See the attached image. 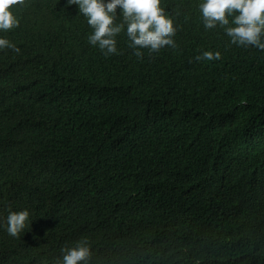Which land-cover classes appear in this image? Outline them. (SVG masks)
<instances>
[{
  "label": "trees",
  "instance_id": "1",
  "mask_svg": "<svg viewBox=\"0 0 264 264\" xmlns=\"http://www.w3.org/2000/svg\"><path fill=\"white\" fill-rule=\"evenodd\" d=\"M200 3L161 0L176 47L142 59L123 31L115 55L91 46L68 0L11 9L20 26L0 37L22 49L0 50V264H62L81 240L88 264H264V51L205 30ZM24 209L12 237L7 215Z\"/></svg>",
  "mask_w": 264,
  "mask_h": 264
},
{
  "label": "clouds",
  "instance_id": "2",
  "mask_svg": "<svg viewBox=\"0 0 264 264\" xmlns=\"http://www.w3.org/2000/svg\"><path fill=\"white\" fill-rule=\"evenodd\" d=\"M24 4L25 0H0V31L20 26L11 9ZM68 4L77 5L79 14L87 18L92 29L88 43L98 47L106 57L118 53L116 37L122 31L137 59L143 58L144 50L151 55L165 47H176L174 37L178 29L174 19L161 7V0H68ZM199 10L205 30L220 28L230 44L264 51V0H202ZM121 13L122 20L117 23ZM3 49L17 54L21 51L8 39L0 37V50ZM195 59L216 61L221 59V53L203 51ZM6 220L7 232L12 237H19L31 222L27 209L9 211ZM61 252L62 264H88L92 255L86 240Z\"/></svg>",
  "mask_w": 264,
  "mask_h": 264
},
{
  "label": "bare ground",
  "instance_id": "3",
  "mask_svg": "<svg viewBox=\"0 0 264 264\" xmlns=\"http://www.w3.org/2000/svg\"><path fill=\"white\" fill-rule=\"evenodd\" d=\"M44 1H46V0H44ZM36 2H37V1H36ZM171 2H172V1H171ZM27 4H29V3H27ZM24 5H25V4H24ZM31 5H32V4H31ZM38 6H39V5H38ZM44 6H45V5H44ZM47 6H48V5H47ZM47 6H46V8H47ZM23 7H24V6H23ZM28 7H29V6H28ZM28 7H27V8H28ZM30 7H31V6H30ZM25 8H26V5H25ZM25 8H24V9H25ZM30 9H31V8H30ZM30 9H28V10H30ZM34 9H35V8H34ZM37 9H38V8H37ZM43 9H44V8H43ZM52 9H53V8H52ZM22 10H23V9H22ZM38 10H40V9H38ZM25 11H26V10H25ZM51 11H52V10H51ZM22 12H24V10H23ZM27 12H28V11H27ZM29 12H30V11H29ZM34 12H35V11H34ZM41 12H42V11H41ZM30 13H31V12H30ZM42 13H44V11H43ZM42 13H41V14H42ZM53 13H54V12H53ZM32 14H33V13H32ZM54 14H55V13H54ZM24 15H26V14H24ZM34 15H35V13H34ZM34 15H33V16H34ZM45 15H46V14H45ZM48 15H50V14H48ZM48 15H46V16L48 17ZM26 16H27V15H26ZM29 16H32V15H29ZM36 16H38V14H37ZM42 16H43V15H42ZM38 17H41V15L38 16ZM22 18H23V17H22ZM26 18H27V17H26ZM26 18H25V19H26ZM33 18H35V17H33ZM43 18H44V17H43ZM48 18H49V17H48ZM54 18H55V17H54ZM23 19H24V18H23ZM25 19H24V20H25ZM36 19H37V18H36ZM45 19H46V18H45ZM21 20H22V19H21ZM27 20H28V19H27ZM30 20H31V19H30ZM38 20H39V19H38ZM43 20H44V19H43ZM48 20H49V19H48ZM50 20H51V19H50ZM22 21H23V20H22ZM35 21H36V20H35ZM52 21L54 22V19H53ZM52 21H51V22H52ZM55 21H56V20H55ZM20 22H21V21H20ZM28 22H29V21H28ZM30 22H31V21H30ZM30 22H29V23H30ZM33 22H34V21H32V23H33ZM51 22H50V23H51ZM24 23H25V22H24ZM24 23H23V24H24ZM29 23H28V24H29ZM34 24H35V23H34ZM36 24H37V23H36ZM41 24H42V23H41ZM55 24H56V23H55ZM30 26H32V24H31ZM34 26H35V25H34ZM22 27H23V26H22ZM24 27H25V26H24ZM44 27H45V25H44ZM46 27H47V26H46ZM48 27H49V26H48ZM25 28H26V27H25ZM25 28H24V29H25ZM33 28H35V27H33ZM29 29H30V28H29ZM29 29H28V30H29ZM38 29H39V28H38ZM42 29H43V28H42ZM47 29H48V28H47ZM55 29H57V28H55ZM16 30H17V28H16ZM20 30H22V29H20ZM31 30H32V29H31ZM10 31H11V30H10ZM33 31H34V29H33ZM8 32H9V31H8ZM18 32H19V31H18ZM28 32H29V31H28ZM48 32H49V31H48ZM54 32H55V31H54ZM4 33H6V32H4ZM39 33H40V32H39ZM9 34H10V33H9ZM12 34H13V33H12ZM30 34H31V33H30ZM36 34H38V32H37ZM44 34H45V33H44ZM5 35H6V34H5ZM7 35H8V34H7ZM14 35H15V34H14ZM34 35H35V34H34ZM40 35H41V34H40ZM53 35H54V34H53ZM16 36H18V34H17ZM43 36H44V35H43ZM48 36H49V35H48ZM51 36H52V35H51ZM19 37H22V34H21V36H19ZM23 37H24V36H23ZM25 37H26V36H25ZM31 37H32V36H31ZM31 37H30V38H31ZM39 37H41V36H39ZM39 37H38V38H39ZM44 37H46V36H44ZM26 38H27V37H26ZM51 38H52V37H51ZM40 39H41V38H40ZM27 40H28V39H27ZM29 40H30V39H29ZM32 40H34V39H32ZM32 40H31L30 42H32ZM37 40H38V39H37ZM42 40H43V39H42ZM44 40H46V38H45ZM34 41H35V40H34ZM30 42H29V43H30ZM41 42H42V41H41ZM41 42H40V43H41ZM35 43H37V42H35ZM40 43H39V44H40ZM47 43H48V42H47ZM27 44H28V43H27ZM36 45H37V44H36ZM25 46H26V45H25ZM38 46H39V45H38ZM41 46H42V44H41ZM23 47H24V46H23ZM25 48H26V47H25ZM39 48H40V47H39ZM21 49H22V48H21ZM7 50H9V49H7ZM25 50H26V49H25ZM25 50H24V51H25ZM37 50H38V48H37ZM40 50H41V49H40ZM43 50H44V49H43ZM2 51H3V50H2ZM4 52H5V51H4ZM28 52H29V51H28ZM11 53H13V52H11ZM22 53H23V52H22ZM25 53H26V52H25ZM13 54H14V53H13ZM32 54H34V52H32ZM36 54H37V53H36ZM2 55H3V54H2ZM9 55H10V54H9ZM21 55H22V54H21ZM41 55H42V54H41ZM49 55H50V54H49ZM11 56H12V55H11ZM14 56H15V55H14ZM22 56H23V55H22ZM22 56H21V57H22ZM26 56H27V55H26ZM29 56H32V55L29 54ZM34 56H35V54H34ZM34 56H33L32 58H35ZM7 57H8V56H7ZM7 57H6V58H7ZM42 57H43V56H42ZM48 57H49V56H48ZM4 58H5V57H4ZM29 58H30V57H29ZM36 58H38V57H36ZM36 58H35V59H36ZM43 58H44V57H43ZM43 58H41V59H43ZM50 58H51V57H50ZM9 59H10V58H9ZM16 59H18V58H16ZM16 59H15V60H16ZM22 59H23V58H22ZM30 59H31V58H30ZM35 59L33 60L34 62L36 61ZM39 59H40V58H39ZM39 59H38V60H39ZM18 60H19V59H18ZM28 60H29V59H28ZM43 60H44V59H43ZM45 60H46V58H45ZM47 60H48V59H47ZM53 60H55V59L53 58ZM22 61H23V60H22ZM22 61H21V62H22ZM84 61H85V60H84ZM86 61H87V60H86ZM86 61H85V62H86ZM89 61H90V60H89ZM10 62H11V61H10ZM0 63H1V60H0ZM3 63H4V61H3ZM13 63H14V62H13ZM28 63H29V62H28ZM35 63H36V62H35ZM49 63H50V62H49ZM59 63H60V62H59ZM59 63H58V64H59ZM87 63H88V62H87ZM5 64H6V61H5ZM14 64H15V63H14ZM16 64L19 65V63H16ZM21 64H22V63H21ZM23 64H24V62H23ZM25 64H26V63H25ZM33 64H34V63H33ZM33 64H32V67H33ZM46 64H47V63H46ZM92 64H93V63H92ZM0 65H1V64H0ZM44 65H45V64H44ZM52 65H53V62H52ZM88 65H89V64H88ZM15 66H16V65H15ZM23 66H24V65H23ZM27 66H28V65H27ZM55 66H56V65H55ZM57 66H58V65H57ZM59 66H60V64H59ZM59 66H58V67H59ZM61 66H62V65H61ZM0 67H1V66H0ZM5 67H6V66H5ZM5 67H3V68H5ZM18 67H19V66H18ZM18 67H17V68H18ZM20 67H21V65H20ZM25 67H26V66H25ZM25 67H24V68H25ZM28 67H29V66H28ZM64 67H66V66H64ZM30 68H31V67H30ZM51 68H52V67H50V69H51ZM62 68H63V67H62ZM67 68H68V67H67ZM87 68H89V67H87ZM9 69H10V68H9ZM19 69H20V68H19ZM84 69H86V68H84ZM20 70H21V69H20ZM25 70H27V69L25 68ZM28 70H29V69H28ZM60 70H62V69H60ZM82 70H83V69H82ZM88 70H89V69H88ZM2 71H3V70H2ZM29 71H30V70H29ZM46 71H47V69H46ZM85 71H86V70H85ZM4 72H5V71H4ZM4 72H3V73H4ZM6 72H8V71H6ZM15 72H16V70H15ZM15 72H13V73H15ZM54 72H55V71H54ZM75 72H76V71H75ZM1 73H2V72H1ZM3 73H2V74H3ZM58 73H59V72H58ZM70 73H71V72H70ZM91 73H92V72H91ZM5 74H7V73H5ZM46 74H47V72H46ZM54 74H55V73H54ZM0 75H1V74H0ZM62 75H64V73H63ZM52 76H53V75H52ZM58 76H59V75H58ZM3 77H4V76H3ZM5 77H6V76H5ZM49 77H50V75H49ZM6 78H7V77H6ZM51 78H52V77H51ZM57 78H58V77H57ZM57 78H56V79H57ZM62 78H63V77H62ZM64 78H67V77H64ZM56 79H55V80H56ZM69 79H70V78H69ZM224 79H225V78H224ZM49 80H50V78H49ZM49 80H46V81H49ZM52 80H53V78H52ZM57 80L60 81L61 79H60V80L57 79ZM57 80H56V82H57ZM62 80H64V79H62ZM67 80H68V79H67ZM1 81H2V80H1ZM68 81H69V80H68ZM71 81H72V80H71ZM56 82H55V83H56ZM65 82H66V81H65ZM42 84H43V83H42ZM48 84H49V83H48ZM51 84H52V82L50 83V85H51ZM53 85H54V84H53ZM60 85H61V83H60ZM63 85H65V84L63 83ZM67 85H68V83H67ZM70 85H72V84H70ZM44 86H46V85H44ZM53 87H54V86H53ZM58 87H59V86H58ZM70 87H72V86H70ZM46 88H47V87H46ZM55 88H56V87H55ZM59 88H60V87H59ZM66 88H67V87H66ZM69 89H70V88H69ZM54 107H55V106H54ZM60 107H61V106H60ZM62 108H64V107H62ZM56 110H57V109H56ZM61 110H62V109H61ZM63 111H64V110H63ZM45 115H46V114H45ZM47 117H48V116H47ZM44 122H45V121H44ZM143 125H144V123H143ZM1 146H2V145H1ZM3 147H4V146H3ZM5 147H6V146H5ZM159 148H161V147H159ZM164 148H165V147H164ZM164 148H163V149H164ZM0 149H1V148H0ZM1 150H2V149H1ZM159 152H160V151H159ZM174 152H175V151H174ZM177 152H178V151H177ZM160 153H163V151H161ZM172 154H173V153H172ZM172 154H171V156H172ZM174 155H175V154H174ZM164 156H165V155H164ZM167 156H168V155H167ZM167 156H166V157H167ZM3 157H5V156H3ZM10 157H11V156H10ZM169 157H170V155H169ZM126 163H127V162H126ZM121 165H122V164H121ZM125 165H126V164H125ZM129 165H130V164H129ZM123 168H124V167H123ZM129 169H130V168H129ZM130 170H131V169H130ZM259 203H260V202H259ZM262 204H263V203H262ZM262 204H259V205H262ZM44 235H45V234H44ZM42 236H43V235H42ZM36 237H37V236H36ZM43 237H45V236H43ZM40 238H41V236H40ZM48 238H49V237H48ZM36 239H38V238H36ZM43 239H44V238H43ZM46 239H47V238H46ZM47 240H49V239H47ZM47 240H46V242H47ZM50 240H51V239H50ZM50 240H49V241H50ZM32 241H33V240H32ZM43 241H44V240H43ZM49 241H48V242H49ZM34 242H35V241H34ZM34 242H33V243H34ZM36 242H39V241H36ZM39 243H40V242H39ZM53 243H54V241H53ZM34 244H35V243H34ZM34 244H33V246H36V244H35V245H34ZM41 244H43L42 241H41L40 245H41ZM47 244H49V243H46V244H45L46 246H44V247L47 248ZM40 245L38 244L37 246L39 247ZM43 245H44V244H43ZM50 245H53V244H50ZM50 245H48V246L50 247ZM33 246H32V247H33ZM37 246H36V247H37ZM38 247H37V248H38ZM49 247H48V248H49ZM33 248H34V247H33ZM41 248H42V247H41ZM50 248H51V250H52V247H50ZM50 248H49V249H50ZM54 248H55V247H54ZM54 248H53V250H54ZM3 249H4V248H3ZM3 249H2V250H3ZM55 249H56V248H55ZM34 250H35V249H34ZM34 250H33V252H34ZM30 251H31V250H30ZM39 251H40V250H39ZM42 252H43V251H42ZM51 252L53 253V252H55V250H54V251H51ZM0 253H1V252H0ZM17 253H18V252H17ZM39 253H40V252H38L37 255H39ZM49 253H50V251H49ZM57 253H58V252H57ZM57 253H56V254H57ZM26 254H27V253H26ZM26 254H25V255H26ZM30 254H31V252H30ZM35 254H36V253H35ZM42 254H43V256H44V252H43ZM46 254H47V253H46ZM50 254H51V253H50ZM54 254H55V253H54ZM56 254H55V255H56ZM40 255H41V254H40ZM29 256H30V258H31V255H29ZM29 256H28V257H29ZM47 256H49V255H47ZM32 257H33V256H32ZM35 257H36V256H35ZM35 257H34V258H35ZM50 257L52 258V257H54V255H53V256L50 255ZM50 257H49V258H50ZM56 257H57V255H56ZM37 258H38V257H37ZM41 258H42V257H41ZM56 259H57V258H56ZM32 260H33V259H31V262H33V263H36V261H37V260H36V261H34V260L32 261ZM40 260H41V259H40ZM57 260H58V262H59V259H57ZM29 261H30V260H29ZM41 261H42V263H43V262H45V259H44V261H43V260H41ZM54 261H55V260H53V262H54ZM50 262H51V260H50ZM59 263H60V262H59ZM38 264H40V263H38Z\"/></svg>",
  "mask_w": 264,
  "mask_h": 264
}]
</instances>
